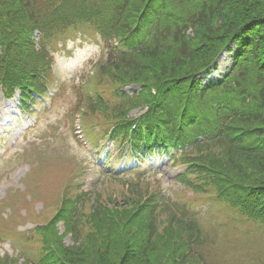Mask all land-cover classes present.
I'll list each match as a JSON object with an SVG mask.
<instances>
[{
    "label": "trees",
    "instance_id": "16d2710c",
    "mask_svg": "<svg viewBox=\"0 0 264 264\" xmlns=\"http://www.w3.org/2000/svg\"><path fill=\"white\" fill-rule=\"evenodd\" d=\"M48 1L54 6L0 0L4 93L19 91L22 103L48 96L55 73L45 41L86 24L99 29L110 50L98 81L115 96L89 106L107 126L102 135L128 140L127 158L141 163L154 148H182L187 168L179 175L180 192L225 203L264 227V0ZM224 51L234 53L231 71L203 86ZM130 84L142 88L125 92ZM141 107L147 110L133 118L130 112ZM160 186L140 178L127 181L119 194H79L68 183L54 214L28 237L40 248L38 261L24 264H208L199 250L208 238L203 242L198 218L181 196L166 198ZM11 221L24 219L15 214ZM5 260L0 256V264Z\"/></svg>",
    "mask_w": 264,
    "mask_h": 264
},
{
    "label": "rangeland",
    "instance_id": "374dc122",
    "mask_svg": "<svg viewBox=\"0 0 264 264\" xmlns=\"http://www.w3.org/2000/svg\"><path fill=\"white\" fill-rule=\"evenodd\" d=\"M45 1L54 6V2ZM75 34L78 35L75 41L67 42L64 39L73 36L67 38V35H60L57 37L59 42L55 38L47 42L48 50L54 54L55 85L59 86V91H54L56 95L49 110H46L49 101L44 102L43 110L39 106L41 112L33 116V119L38 116L36 125L34 121L22 122L26 116L24 112L17 113V99L5 100L0 89V252L10 258H18L19 262L26 258L32 261L39 259V246L25 240L37 224L44 223L47 216L50 218L54 214L58 192H62L68 182L80 181L82 190H100L104 193L108 189L116 190L119 194L127 181L143 178L154 185L161 181L160 189L165 194L175 201L181 196V203L185 201V206L198 214L208 236L206 244L200 246L199 250L208 264H264V227L239 218L235 210L225 203L198 197L193 191L180 192L184 188L177 175L183 171L184 165L174 167L170 157L158 156L142 172L115 179L101 170L104 164L97 165L98 159L92 154L91 147L86 150L80 147L75 137V124L79 119L76 113L81 105L89 104L85 94L95 90L101 91L106 100L114 97L111 87H103L104 81L91 77L94 72L89 69L96 62H101L104 51L102 38L94 35L96 33L90 25L71 33ZM230 63V60L227 61L223 67ZM222 70L214 75L215 80ZM132 88L137 89H126ZM144 111L141 107L133 110L131 115L139 116ZM96 113L93 116L90 113L89 119L101 125L102 116ZM15 115L18 116L15 118ZM28 124L32 128L26 127ZM99 141L106 143L103 137ZM109 147H112L110 142L107 144ZM8 148L10 150L5 153ZM87 152H91V158ZM123 166L119 164L115 169ZM29 171L30 174H27ZM30 193H33L35 200H32ZM10 203L15 204L16 211ZM12 212L24 219L16 227L11 221ZM60 225L63 232V224ZM13 231L19 234L9 236ZM65 243L71 244L70 236L65 238Z\"/></svg>",
    "mask_w": 264,
    "mask_h": 264
}]
</instances>
